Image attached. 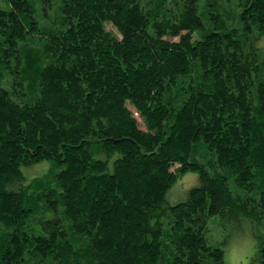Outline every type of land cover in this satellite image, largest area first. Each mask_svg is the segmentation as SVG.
Segmentation results:
<instances>
[{
	"label": "trees",
	"instance_id": "obj_1",
	"mask_svg": "<svg viewBox=\"0 0 264 264\" xmlns=\"http://www.w3.org/2000/svg\"><path fill=\"white\" fill-rule=\"evenodd\" d=\"M246 227L264 264V0H0V264H227Z\"/></svg>",
	"mask_w": 264,
	"mask_h": 264
},
{
	"label": "rangeland",
	"instance_id": "obj_2",
	"mask_svg": "<svg viewBox=\"0 0 264 264\" xmlns=\"http://www.w3.org/2000/svg\"><path fill=\"white\" fill-rule=\"evenodd\" d=\"M43 165H36L32 169L33 173H40ZM198 184V177L196 174L188 172L177 179L176 183L169 190L167 200L173 204L183 201L187 197V192L190 188ZM211 226V234L214 239H222L223 235L228 231L221 226ZM224 247V259L227 264H250L256 248L255 240L251 236L250 229L245 228L242 233H235Z\"/></svg>",
	"mask_w": 264,
	"mask_h": 264
}]
</instances>
